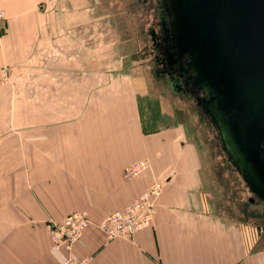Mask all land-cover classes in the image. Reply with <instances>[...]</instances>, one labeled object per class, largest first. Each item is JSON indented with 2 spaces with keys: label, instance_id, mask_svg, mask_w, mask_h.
Segmentation results:
<instances>
[{
  "label": "crops",
  "instance_id": "crops-1",
  "mask_svg": "<svg viewBox=\"0 0 264 264\" xmlns=\"http://www.w3.org/2000/svg\"><path fill=\"white\" fill-rule=\"evenodd\" d=\"M94 4L0 0V66L13 81L0 87V264H58L49 221L77 210L99 220L153 180L164 185L151 226L132 239L90 226L74 255L89 264H264V223L253 234L241 222L240 173L214 165L205 122L157 65L123 68L130 55H120L115 69L113 55L98 52L106 39ZM144 158L150 170L125 179L124 166Z\"/></svg>",
  "mask_w": 264,
  "mask_h": 264
},
{
  "label": "water",
  "instance_id": "water-1",
  "mask_svg": "<svg viewBox=\"0 0 264 264\" xmlns=\"http://www.w3.org/2000/svg\"><path fill=\"white\" fill-rule=\"evenodd\" d=\"M223 151L264 201V0H166Z\"/></svg>",
  "mask_w": 264,
  "mask_h": 264
},
{
  "label": "rangeland",
  "instance_id": "rangeland-1",
  "mask_svg": "<svg viewBox=\"0 0 264 264\" xmlns=\"http://www.w3.org/2000/svg\"><path fill=\"white\" fill-rule=\"evenodd\" d=\"M161 8L159 0H95V4L94 6L91 5L90 11L95 14L97 37L98 39H106L104 40L106 44L103 41L97 46L98 52L102 55L112 54L115 69H117L116 65H120L119 62L116 63V58L120 55H130L128 62L124 61L123 58V68L144 63L145 59H149L150 61L147 64L157 65L160 68L161 75H163L162 53L169 50L170 48L167 47H170V45L162 38L165 35L159 23ZM155 38H157V41H155ZM122 39L123 45L125 44L123 47L118 45V42ZM124 40L126 43H124ZM134 58L139 60H134ZM162 78L166 79L164 75ZM188 96L190 101L197 102L195 96ZM196 110L200 114L198 118L200 123L205 122V126L203 123L204 134L207 138L208 150L215 160L214 165L224 168L232 167L233 164L222 149L216 128L210 120L205 121L202 112ZM216 153L218 154L217 158ZM224 181L227 180L224 179ZM240 186L242 225L244 227L250 225L252 233L257 234L260 231V225L263 226L264 223V206H261V204L254 205L259 199L253 192L248 190V185L242 177ZM248 197H250L249 200ZM253 207L256 209L254 210ZM257 226L259 227L258 231Z\"/></svg>",
  "mask_w": 264,
  "mask_h": 264
},
{
  "label": "built area",
  "instance_id": "built-area-1",
  "mask_svg": "<svg viewBox=\"0 0 264 264\" xmlns=\"http://www.w3.org/2000/svg\"><path fill=\"white\" fill-rule=\"evenodd\" d=\"M5 17V11L0 8V24ZM12 83L8 66H0V87ZM150 168L149 159H139L125 165L122 175L125 179L132 180ZM163 185V181L153 180L142 194L130 200L124 208L114 210L96 221L85 210L71 211L60 221H49L46 230L51 246L62 252V259L58 264H89V257L74 255L73 246L82 242L83 233L90 226L101 231L107 239H132L135 233L151 226Z\"/></svg>",
  "mask_w": 264,
  "mask_h": 264
},
{
  "label": "flooded vegetation",
  "instance_id": "flooded-vegetation-1",
  "mask_svg": "<svg viewBox=\"0 0 264 264\" xmlns=\"http://www.w3.org/2000/svg\"><path fill=\"white\" fill-rule=\"evenodd\" d=\"M161 5L160 10V25L164 35L162 38L169 43L170 48L162 53L163 75L166 77L168 84L178 91L182 97L189 100V96H195L197 102H192L195 109H198L204 114L205 121H208L206 112L204 113V101L206 99L205 91L194 82V73L189 65L187 56L180 55L177 44L173 36V28L171 25V17L169 15L166 0H159ZM157 41V38H155ZM162 75V77H163ZM200 93H202L200 95ZM190 101V100H189ZM212 123V122H211ZM257 231L259 227L257 226ZM260 232V231H258ZM257 232V233H258Z\"/></svg>",
  "mask_w": 264,
  "mask_h": 264
},
{
  "label": "bare ground",
  "instance_id": "bare-ground-1",
  "mask_svg": "<svg viewBox=\"0 0 264 264\" xmlns=\"http://www.w3.org/2000/svg\"><path fill=\"white\" fill-rule=\"evenodd\" d=\"M205 110V109H204ZM206 116L208 117V115L206 114ZM208 119L210 120V118L208 117ZM211 121V120H210ZM213 126V125H212ZM217 134H218V132H217ZM218 138H219V136H218ZM234 167V166H233ZM235 168V167H234ZM242 177V176H241ZM247 184V183H246ZM249 187V186H248ZM250 189V188H249ZM251 191V190H250ZM252 192V191H251ZM255 194V193H254ZM256 195V194H255ZM257 196V195H256ZM258 197V196H257ZM258 199L260 200V201H262V202H264L262 199H260L259 197H258Z\"/></svg>",
  "mask_w": 264,
  "mask_h": 264
}]
</instances>
